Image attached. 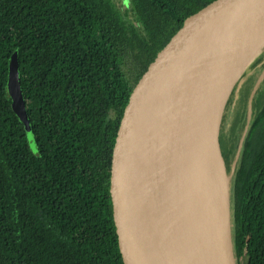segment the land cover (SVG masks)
<instances>
[{"label": "trees", "instance_id": "1", "mask_svg": "<svg viewBox=\"0 0 264 264\" xmlns=\"http://www.w3.org/2000/svg\"><path fill=\"white\" fill-rule=\"evenodd\" d=\"M129 1L132 21L113 0H0V264H123L107 195L120 108L138 68L208 0ZM13 58L35 149L8 92ZM248 79L221 146L237 264H264V87L252 94Z\"/></svg>", "mask_w": 264, "mask_h": 264}, {"label": "water", "instance_id": "2", "mask_svg": "<svg viewBox=\"0 0 264 264\" xmlns=\"http://www.w3.org/2000/svg\"><path fill=\"white\" fill-rule=\"evenodd\" d=\"M240 41L216 58L206 71L200 126L206 151L220 169L225 190L216 196L228 205L227 240L232 264L231 172L221 146V127L238 81L264 51V0H208L190 12L162 41L131 78L111 142L107 195L123 264H228L218 217L204 221L185 215L176 190L156 148L153 118L157 107L175 87L180 71L192 68L222 40ZM252 56L245 55L253 47ZM242 74L230 90L221 117L213 118L210 93L213 80L225 70ZM8 92L17 116L35 142L26 110L19 66L10 62Z\"/></svg>", "mask_w": 264, "mask_h": 264}, {"label": "bare ground", "instance_id": "3", "mask_svg": "<svg viewBox=\"0 0 264 264\" xmlns=\"http://www.w3.org/2000/svg\"><path fill=\"white\" fill-rule=\"evenodd\" d=\"M239 42L222 39L192 68L180 71L175 87L169 90L166 102L157 107L153 118L156 148L181 196L185 215L204 221L213 212L219 218L218 224L224 234L221 240L228 264H232L226 229L228 205L224 198L216 196L224 192L225 184L220 180V169L216 161L206 151L200 126V109L208 67ZM255 47L247 52L245 60L252 56ZM241 69L232 73L225 70L213 80L210 93L213 118L221 117L228 94L242 74Z\"/></svg>", "mask_w": 264, "mask_h": 264}, {"label": "rangeland", "instance_id": "4", "mask_svg": "<svg viewBox=\"0 0 264 264\" xmlns=\"http://www.w3.org/2000/svg\"><path fill=\"white\" fill-rule=\"evenodd\" d=\"M113 2L116 3L118 6L120 12L122 13L123 17L127 21H132L133 16L130 10V1L129 0H113ZM128 67L125 68V71L127 73H130V64H127ZM250 77L255 78V85L252 94L255 92V89L257 85L262 84V87H264V53L262 54L260 60L254 65H251L248 67V69L245 71V74L241 77V79L238 81L235 91H234V96L232 98L233 105L235 106L237 102L241 99V96L243 93L246 91V87L249 85V79ZM233 105L226 111L225 113V121L222 124L224 125V128L230 126V122L232 119V114H233ZM222 130V127H221ZM29 138V137H28ZM34 139V138H33ZM30 142V141H29ZM35 142V141H34ZM32 147V146H31ZM36 148V146H35ZM232 170H234V166L232 167ZM231 176H233V172L231 171Z\"/></svg>", "mask_w": 264, "mask_h": 264}]
</instances>
